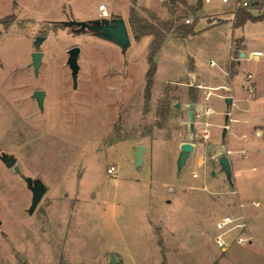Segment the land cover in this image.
Returning a JSON list of instances; mask_svg holds the SVG:
<instances>
[{
  "label": "rangeland",
  "instance_id": "374dc122",
  "mask_svg": "<svg viewBox=\"0 0 264 264\" xmlns=\"http://www.w3.org/2000/svg\"><path fill=\"white\" fill-rule=\"evenodd\" d=\"M187 1L202 8L195 34L183 39L175 29L194 14L175 4L171 18L165 8L169 0H0V20L13 17L8 26L0 22V155L14 156L20 170L17 174L0 161V264H58L60 257L67 264H110L111 256L116 264H264V155L256 163L257 177L240 185L253 241L222 253L215 247L213 225L226 214V205L238 204L235 193L226 198L220 175L211 176L225 123L214 149L211 128L203 142L195 123V136L189 138L187 106L195 88L186 82L164 84L183 79L191 62L205 80L216 83L231 57L232 33L205 28L207 16L216 23L220 16H234L233 0ZM99 4L108 18L125 21L131 41L125 52L90 32L54 30L61 22L99 18ZM131 10L155 26L174 23L176 38L169 37L155 59L158 72L149 98L144 87L151 38H134ZM250 12L264 15V0L259 14ZM243 30L237 57H244L235 63L239 85L234 84L240 88L251 74L255 93L240 88L237 107L247 119L259 120L264 118V23L248 22ZM37 37L45 40L35 74L31 53ZM73 47L80 49L75 87L66 63ZM252 51L262 57L251 60ZM36 90L44 92L42 109L32 99ZM224 92L207 102L215 111L226 108ZM258 129L264 135V126ZM188 140L196 148L177 176L179 146ZM137 145L145 147L139 168ZM24 178L47 188L31 215ZM256 201L258 208L251 204Z\"/></svg>",
  "mask_w": 264,
  "mask_h": 264
},
{
  "label": "crops",
  "instance_id": "0c3cea01",
  "mask_svg": "<svg viewBox=\"0 0 264 264\" xmlns=\"http://www.w3.org/2000/svg\"><path fill=\"white\" fill-rule=\"evenodd\" d=\"M183 1L185 2L186 6H182L179 3H176V4L186 8L190 14H194V16L191 15L192 23L189 25L184 24L185 26L192 27L193 33L191 35H188V36H192L195 34L194 26H195L196 22H198V20H199L198 14H199V10L202 8V4L200 2H197L196 4H191L187 0H183ZM198 3H200V4L198 5ZM165 8L168 12V16H170L171 18H174L175 13L177 11L176 7L173 6V4L170 2V7L168 6V8L167 7H165ZM248 13L253 17L256 16V15H253L251 12H248ZM166 16H167V14H165V13L162 14V17L165 18ZM220 17L221 18H217L220 21L218 23H216L214 21H211V19H213L214 17L207 16L205 29L211 30V31L223 29L224 30L223 32L230 31L232 33L231 36L229 37V40H228V47H229V51L231 53L230 56L233 57L234 59H238V60L229 59V61L227 62V66H225L226 71L223 69H220L219 75H218L219 77L218 76L215 77L216 79L219 78V81H217L216 83H214V82L211 83V81L205 80L204 77L197 72V70L193 66V63L191 62L190 67H188V68L184 67L183 68V71H184V74H183L184 78L183 79L178 80L177 82L168 81L164 84H179V83L186 82V84H187V86H189V88L190 87L195 88V92H194L195 97L193 99L194 102H193V100H190V102L195 106L194 111L199 110L204 106L211 107L210 105L207 104V102L211 99V97H213L215 95V92H217L219 90L225 91L224 94L222 95L224 100H226V98L231 99V103L228 106V108L226 106V108L224 110H221V111L217 110L216 111L219 113L220 119L212 120V116H211L209 122L211 125L210 128L212 131V135L214 136V137L212 136L210 147L214 149V148H216V143L218 142V139L216 138V136L220 131V125H223L224 121H225L224 116H221L220 113L224 112V111H230L231 112V120L232 121L230 122L229 127L226 130L223 145L225 146L226 151L227 150L229 151V153L228 152L227 153L229 154L228 160H229V164H230L231 183L232 184L230 185L227 182L224 174L219 171L218 162H217V165L215 166L214 172H212V173H214V175H212V173H211V176L215 177L216 173H218L220 175L221 182L223 183V186H224L223 189H224V193L226 195V198H227V196H229V194H232V193H235V195H237V203H238L237 207H235L234 204L231 205V207L229 205H226L225 206L226 207V214L223 215L222 217L228 216V215H242L248 224V221H249L248 212L244 211L245 206L246 205L248 206V204H245V202L242 201L240 198V193H242L240 191V185L242 184V181H246V180L248 181L250 177H257V172H258L259 167L257 166L256 163H257V160L260 159L261 155H264V135L259 136L260 135L259 131L261 129H258V127L264 126V118L263 119L261 118L259 120L258 119L257 120L256 119L255 120L254 119L253 120L247 119L244 115L241 114L242 111L238 110L237 103L240 101L239 92H238L239 89L242 88L246 92H248V94L253 95L255 93V83L252 80V75L247 74V76L245 78V83L240 85V88L238 86H236L235 84H237V82H235V78H236V74H237V66H235V63L239 64V60L244 57V54L240 53L239 54L240 59H239L237 57V54H238V52H242V46L244 44L243 39H244L245 33H244L243 29L246 26V24L248 22H251V21H247L243 25L237 27L235 24L236 18H237L236 14L232 17H230V16H227L225 18H223L222 16H220ZM258 22L264 23V20L257 21V22H251V23H258ZM184 25H180V26H184ZM239 29H242V32L240 34H238L236 37L235 33ZM173 31H171V33L165 35V39H164L162 46L160 47V49L158 50V52L154 56V62H155L156 57L159 58L161 50L164 47V45L166 44V42L169 40V37L175 36V33H173ZM188 36L181 37V35H179L178 38L184 39ZM240 36H242V37H240ZM143 37L151 38V43H150V46H151V44L153 42V37L152 36H143ZM143 37H141V38H143ZM175 38H176V36H175ZM140 39H138V40H140ZM256 52H259V51H252L251 52V54H252L251 60H253V61H258L259 58L262 57V54L260 57H254V54ZM209 65L211 67L212 66L215 67V63L212 61L209 62ZM155 66H156V71H155L154 78H156V75L158 72V67H157L156 62H155ZM147 69H148V67H147ZM222 76L226 77V81L228 83V86L227 85L225 86V85H223V83H221V81H222L221 77ZM248 76H250V78H248ZM154 78H153V83H154ZM237 85H239V84H237ZM250 86H252L254 88L253 93L249 92ZM190 90L193 91V89H190ZM208 91L211 92V96L208 98V100H206L205 95H206V92H208ZM218 97H221V96L219 95ZM187 112H188V109H187ZM255 128H257L256 131L254 130ZM222 130H223V128H222ZM222 130H221V133H222ZM187 132H188V130H187ZM261 132L263 133V130H261ZM194 136H195V133H194L193 137ZM186 142H192V141L188 140ZM220 142H221V134H220ZM192 144L194 146V150H193V152H194L196 147H195L193 142H192ZM221 145H222V142H221ZM260 146H261V148H260ZM188 159H189V157L187 158V160ZM187 160H186V163H187ZM143 162H144V154H143ZM143 162H142V164H143ZM186 163H185V165H186ZM176 174H177V171H176ZM177 176H178V174H177ZM227 190H229L231 193H229V192L227 193L226 192ZM201 192H203V190H201ZM222 199H224V198H222ZM232 202L233 201L231 200V203ZM251 204L254 207H257V208L259 207V202H257V201L252 202ZM222 217H220L216 221L220 220ZM214 231H215V229H214ZM215 234H216V231H215Z\"/></svg>",
  "mask_w": 264,
  "mask_h": 264
},
{
  "label": "water",
  "instance_id": "95a60500",
  "mask_svg": "<svg viewBox=\"0 0 264 264\" xmlns=\"http://www.w3.org/2000/svg\"><path fill=\"white\" fill-rule=\"evenodd\" d=\"M65 27L74 29L73 32L75 34H83L86 32H90L92 35L103 39L107 42H110L121 49L122 52H125L127 48L130 46L131 41L128 33V29L126 23L121 18H105L100 17L96 19H92L86 22H77L67 21L61 22ZM45 40V37H37L34 41L35 51L31 53V67L35 74L38 73L39 67L41 65V58L43 56L40 51V45ZM80 54V49L78 47L70 48L67 51V66L71 71L74 87L76 86V78L79 71L78 58ZM32 99L37 102V105L40 109L43 108V99L44 92L41 90H36L32 94ZM226 106L231 103L230 98H226L225 100ZM176 108H179V104L175 105ZM187 130L188 137L192 138L194 135V110L195 106L193 104H189L187 106ZM224 123H227V118H225ZM226 134V128L224 127L221 133V156L218 159L219 171L224 174L227 182L231 185V171L230 164L228 160V153L226 151L225 146L223 145L224 138ZM145 147L142 145H137L134 150V158H135V167L139 168L143 162V151ZM194 146L192 142H184L179 147V154L176 160V171L179 175L185 166L186 160L191 153H193ZM0 161L9 169H12L15 173L19 174L20 170L17 166V162L14 156L7 155L5 153H1ZM214 175V173H212ZM24 182L26 184V188L31 192V204L28 209V214L31 215L39 202L47 192V188L41 183L39 180H32L30 178H24ZM1 226V222H0ZM116 260L114 256L110 257V264H116Z\"/></svg>",
  "mask_w": 264,
  "mask_h": 264
},
{
  "label": "built area",
  "instance_id": "2783aa9c",
  "mask_svg": "<svg viewBox=\"0 0 264 264\" xmlns=\"http://www.w3.org/2000/svg\"><path fill=\"white\" fill-rule=\"evenodd\" d=\"M211 0H204L205 3H209ZM222 4H228L230 0H220ZM99 17L108 18L109 14L107 13L105 6L100 5L97 8ZM251 10L256 11L258 14L262 11V0H233L232 2V14L235 15L236 12L245 11L250 12ZM260 16V15H256ZM185 24L189 25L192 23L191 19H186ZM261 52H256L254 57H260ZM234 59L233 57L230 58ZM250 78V76H248ZM251 85V84H250ZM249 92L253 93L254 88L252 86L249 87ZM211 96V92H206L205 99ZM219 115L213 108L209 106H204L199 110L194 111V125L198 123L200 126V136L203 142H207L210 138V117L213 115ZM222 112L220 113V115ZM224 118H227V123L230 121L231 112L224 111ZM225 123L223 128L226 130L228 128V124ZM107 174L112 175L113 170L111 168L107 169ZM214 229L216 234L214 236L215 247L220 250V252L225 253L230 249L233 244L243 245L251 243L252 237L248 231V224L242 215H228L222 217L220 220L216 221L214 224Z\"/></svg>",
  "mask_w": 264,
  "mask_h": 264
},
{
  "label": "trees",
  "instance_id": "16d2710c",
  "mask_svg": "<svg viewBox=\"0 0 264 264\" xmlns=\"http://www.w3.org/2000/svg\"><path fill=\"white\" fill-rule=\"evenodd\" d=\"M169 1L173 5H175L176 3H179L182 6H186V4L183 0H169ZM199 4L200 3H198V5ZM261 20H264V15L253 17L248 12H242V13L237 15L235 24L237 27H239L247 21L257 22V21H261ZM12 21H13L12 16H10L6 19L0 20V22L4 26L10 25L12 23ZM129 23L132 27V30L134 32V38L136 40L140 39L143 36H152L153 37V42L150 46L149 53L147 56L148 69L145 73V87H144V92L146 94V98H149L150 97V90H151L152 85H153V78H154L155 71H156L154 56L156 55V53L158 52V50L162 46L164 39H165V35L169 34L173 30L174 23L171 20V21L159 23L158 26H155L153 24L146 23L142 19L138 18L135 15L133 10H131V12H130ZM58 28L65 29L67 27H65L62 23L55 24L54 30H57ZM175 32L180 34L181 37H185V36L191 35L193 33L192 27H188L185 25L177 27L175 29ZM193 102H194V100H193ZM58 264H67V263L64 261V259L62 257H60Z\"/></svg>",
  "mask_w": 264,
  "mask_h": 264
}]
</instances>
